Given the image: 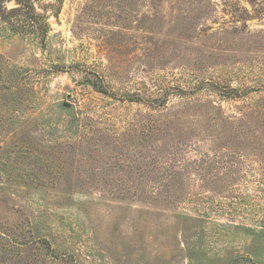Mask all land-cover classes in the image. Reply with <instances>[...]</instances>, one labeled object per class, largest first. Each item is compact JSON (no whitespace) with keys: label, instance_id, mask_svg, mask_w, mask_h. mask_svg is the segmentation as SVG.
Returning a JSON list of instances; mask_svg holds the SVG:
<instances>
[{"label":"rangeland","instance_id":"obj_1","mask_svg":"<svg viewBox=\"0 0 264 264\" xmlns=\"http://www.w3.org/2000/svg\"><path fill=\"white\" fill-rule=\"evenodd\" d=\"M0 264H264V0H0Z\"/></svg>","mask_w":264,"mask_h":264},{"label":"water","instance_id":"obj_2","mask_svg":"<svg viewBox=\"0 0 264 264\" xmlns=\"http://www.w3.org/2000/svg\"><path fill=\"white\" fill-rule=\"evenodd\" d=\"M66 106H69V104H66Z\"/></svg>","mask_w":264,"mask_h":264}]
</instances>
